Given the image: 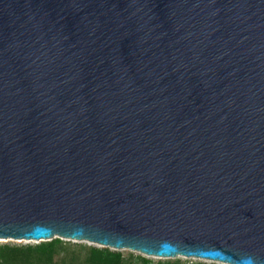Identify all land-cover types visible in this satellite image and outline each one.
<instances>
[{
  "label": "water",
  "instance_id": "water-1",
  "mask_svg": "<svg viewBox=\"0 0 264 264\" xmlns=\"http://www.w3.org/2000/svg\"><path fill=\"white\" fill-rule=\"evenodd\" d=\"M264 264V0H0V240Z\"/></svg>",
  "mask_w": 264,
  "mask_h": 264
},
{
  "label": "trees",
  "instance_id": "trees-1",
  "mask_svg": "<svg viewBox=\"0 0 264 264\" xmlns=\"http://www.w3.org/2000/svg\"><path fill=\"white\" fill-rule=\"evenodd\" d=\"M0 264H217L202 260L154 259L131 251L55 237L36 244L0 243Z\"/></svg>",
  "mask_w": 264,
  "mask_h": 264
},
{
  "label": "rangeland",
  "instance_id": "rangeland-1",
  "mask_svg": "<svg viewBox=\"0 0 264 264\" xmlns=\"http://www.w3.org/2000/svg\"><path fill=\"white\" fill-rule=\"evenodd\" d=\"M42 241H47V240H22V241H18V240H0V243H5V242H10V243H24V244H36V243H40ZM75 242H83V243H87V244H91V245H95V244H92V243H89V242H85V241H75ZM96 246H99V245H96ZM101 247V246H100ZM121 251H131V252H134V253H139L140 252H137V251H133V250H128V249H122ZM142 254V253H141ZM145 255V254H143ZM146 257H151V258H154L156 260L158 259H162V260H167V259H178V258H181L183 260H186V259H191V260H202V261H206L208 263H217V264H223V263H220V262H217V261H211V260H204V259H197V258H187V257H153V256H147L145 255Z\"/></svg>",
  "mask_w": 264,
  "mask_h": 264
}]
</instances>
